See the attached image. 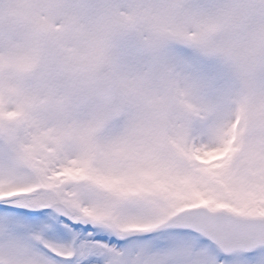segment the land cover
Returning a JSON list of instances; mask_svg holds the SVG:
<instances>
[{"label":"snow or ice","instance_id":"snow-or-ice-1","mask_svg":"<svg viewBox=\"0 0 264 264\" xmlns=\"http://www.w3.org/2000/svg\"><path fill=\"white\" fill-rule=\"evenodd\" d=\"M0 264H264V0H0Z\"/></svg>","mask_w":264,"mask_h":264}]
</instances>
